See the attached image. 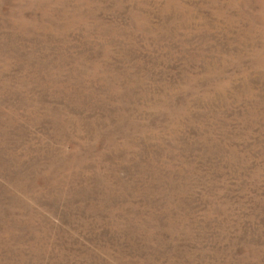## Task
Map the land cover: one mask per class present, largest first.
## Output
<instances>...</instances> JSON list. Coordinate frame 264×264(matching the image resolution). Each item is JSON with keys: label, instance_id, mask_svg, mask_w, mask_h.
Wrapping results in <instances>:
<instances>
[{"label": "rangeland", "instance_id": "rangeland-1", "mask_svg": "<svg viewBox=\"0 0 264 264\" xmlns=\"http://www.w3.org/2000/svg\"><path fill=\"white\" fill-rule=\"evenodd\" d=\"M0 264H264V0H0Z\"/></svg>", "mask_w": 264, "mask_h": 264}]
</instances>
